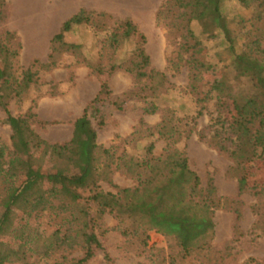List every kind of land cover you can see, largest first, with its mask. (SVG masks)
<instances>
[{"label": "trees", "instance_id": "1", "mask_svg": "<svg viewBox=\"0 0 264 264\" xmlns=\"http://www.w3.org/2000/svg\"><path fill=\"white\" fill-rule=\"evenodd\" d=\"M236 2L242 8L253 11L250 19L239 21L236 20L238 14H226L225 0H168L157 14V24L166 31L169 46L175 47L178 52V62L170 59L169 65L173 64L178 69L182 63L189 70V95L197 94L200 88H204L203 75L212 69L207 56L201 54L202 49H207L206 41L221 37L232 55L228 73L222 74L223 90L206 88L204 100L213 101L218 111L217 128L210 138V145L234 162L241 195L248 187L250 166L264 164V0ZM5 11V0H0V16H4ZM105 19H110L112 23L106 40V47L112 51L109 64L103 66L102 61L91 64L86 58L83 61L99 78L105 76L101 80L100 97L112 98L110 114L124 109L118 106L121 99L128 102L137 100L142 104L141 130H134L128 137L115 134L109 147L98 145V134L90 121L89 108H86L83 116L74 124L72 141L65 145H52L53 148L65 150L85 141L86 158L81 171L44 174L30 170L22 190V193L33 190L41 180L46 179L57 182L64 189L65 193L45 192L39 204L27 210L28 218H43L50 222L48 226L53 222L54 234L30 231L29 222H26L14 239L26 246L23 254L25 260L39 250L44 251L38 254L44 259L68 251L69 256L62 255L52 264H89L98 252L104 251L99 237L103 232H99L104 218L112 216L118 222L117 230L121 236L127 241H139L144 250L148 247L149 233L152 231L170 238L177 250L169 255V264H187L194 258L201 259V264H222L224 256L218 257L217 254L215 259L212 257L216 254L213 247L215 215L225 209L227 200L219 196L213 179L206 187L203 186L201 177L191 168L186 152V143L195 133L203 110H197L196 115L186 113L182 117L174 109L161 108L158 101L169 92V80L166 73L153 67L145 47L146 37L139 32L137 25L129 19L115 20L104 13L82 9L67 20L54 36L49 63L43 67H57L64 55L78 57L82 46L69 43L67 37L79 27L103 24ZM195 24L201 28V36L193 29ZM238 24L243 26L236 31L233 26ZM14 39L13 34H7L6 42H0V54L9 51V44ZM129 42L133 43L129 55L116 57L118 51ZM101 54L102 50H99ZM119 71L132 76L136 91L114 99L109 91V82ZM230 77L237 82L235 87ZM11 78L12 92L8 98H0V107L7 114L2 123L13 129L14 141L20 137V132H26L38 141L37 147L48 146L31 129V123L36 118L34 114L15 118L8 112L11 99L20 98L22 90L27 92L33 85L39 84L37 73L28 69L23 73L22 80L14 75ZM244 83L250 86L251 91L242 95L235 89L241 88ZM162 110L165 115L155 126L144 119V116H152ZM106 121L101 122L100 126L104 127ZM201 138L205 137L201 135ZM160 142H164L165 146L162 151H157ZM139 149L142 150L141 155L131 153ZM0 161L7 164L6 173L0 176L4 183L0 190L1 198L9 193L11 170L20 168L23 162L17 146H14L8 163L4 159ZM119 171L136 179L138 186L118 187L113 176ZM102 182L109 184L116 192L105 191ZM256 197L263 199L264 190L256 193ZM261 212V209L257 212L259 222L262 221ZM235 214L239 223L242 218L239 209L235 208ZM77 252L80 253L78 257L70 258L71 254Z\"/></svg>", "mask_w": 264, "mask_h": 264}, {"label": "rangeland", "instance_id": "2", "mask_svg": "<svg viewBox=\"0 0 264 264\" xmlns=\"http://www.w3.org/2000/svg\"><path fill=\"white\" fill-rule=\"evenodd\" d=\"M167 1L5 0V15L0 16V42H6L7 34H13L15 39L9 44V51L0 54V98H8L12 92V75L22 80L23 73L28 69L37 73L39 84L33 85L27 92L20 90L21 97L9 101L8 112L15 118L34 114L36 118L31 123V129L49 145L37 147L38 141L26 132H20V137L14 141L13 129L2 123L7 114L0 107V160L4 159L8 163L14 146H17L23 162L20 168L11 170L9 193L0 198V264H52L62 255L69 256L66 251L44 259L38 255L44 251L39 250L36 255L25 260L23 254L26 246L14 238L26 222H29L30 231L54 234L53 222L48 226L50 222L43 218H28L27 210L39 204L45 192L65 193L64 189L57 182L46 179L41 180L33 190L24 193L22 190L30 170L44 174L81 171L86 158L85 141L65 150L53 148L52 145H65L72 141L74 124L83 116L86 108H89L90 121L98 134V145L109 147L118 132L128 134L137 129L141 130L139 121L142 104L137 100L128 102L121 99L118 106H123L124 109L110 114L112 98L104 95L100 97L101 80L105 76L99 78L83 61L86 58L91 64H99V61H102L103 66L109 64L112 51L106 47V40L112 26L110 19L103 20L105 25L98 23L95 26L79 27L67 37L69 43L82 46L78 57L64 55L59 59L57 67H43L49 63L54 36L67 20L82 9L104 13L115 20L129 19L137 25L139 32L146 37L145 47L153 67L166 73L169 80V92L158 101L163 110L174 109L182 117L186 113L196 115L197 110H203L195 133L186 143V152L191 168L199 174L203 186L206 187L209 180L213 179L219 196L227 200L225 209L215 215L216 237L213 247L216 254L212 257L215 259L217 254L218 257L224 256L222 264H264V198L256 197V193L264 190V164L255 163L250 166L247 190L240 195L238 172L234 162L228 155L210 145V138L217 128L218 111L213 101L204 100L205 91L209 87L223 90L221 80L224 73H228L227 68L232 65V55L227 51L221 37L206 41L208 50L202 49L201 54L207 56V62L214 70L211 69L203 75L204 88H200L197 94L189 95V70L182 63L178 69L173 64L169 65L170 59L174 63L178 62V52L175 47L169 46L166 31L157 24V14ZM224 10L228 15L238 14L236 20L239 21L250 19L253 15L251 9L242 8L236 0H225ZM242 26L243 24H238L233 29L238 31ZM193 29L201 36V28L197 24ZM132 48L133 43H127L118 51L116 57L129 55ZM99 50H102V57ZM230 79L233 86L237 84L233 77ZM109 91L115 99L130 91L134 93L136 85L131 75L119 71L110 80ZM235 91L243 95L251 89L246 83ZM163 110L161 113L145 116L146 122L151 126L158 124L165 115ZM105 120L106 125L101 127L100 123ZM201 135L205 138H201ZM164 146L165 143L160 142L157 151H162ZM131 153L139 156L142 150ZM6 167L7 164L0 161V176L6 173ZM113 181L120 188L138 186L136 179L120 171L114 174ZM101 186L105 191L116 192L105 182ZM3 187V180H0V190ZM235 208L242 214L239 223ZM259 209L262 210L261 222L257 213ZM117 226L118 222L112 216L104 218L99 232H103L99 237L104 251L98 252L89 264H169V255L176 253L174 242L160 233H149L148 247L144 250L139 241L124 239ZM79 255L77 252L71 254L70 258ZM201 262V259L194 258L187 264Z\"/></svg>", "mask_w": 264, "mask_h": 264}, {"label": "crops", "instance_id": "3", "mask_svg": "<svg viewBox=\"0 0 264 264\" xmlns=\"http://www.w3.org/2000/svg\"><path fill=\"white\" fill-rule=\"evenodd\" d=\"M144 119H145V116H144ZM133 133V132H132ZM131 132L130 133H128V134H121V133H116V134H119V135H121L122 137H128L129 135H131L132 134Z\"/></svg>", "mask_w": 264, "mask_h": 264}]
</instances>
